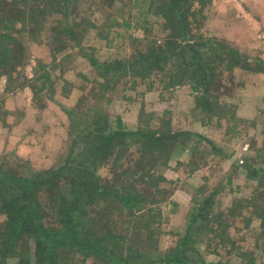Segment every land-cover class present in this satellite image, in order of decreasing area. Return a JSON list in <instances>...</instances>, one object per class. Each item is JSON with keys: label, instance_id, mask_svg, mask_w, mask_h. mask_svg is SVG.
<instances>
[{"label": "rangeland", "instance_id": "obj_1", "mask_svg": "<svg viewBox=\"0 0 264 264\" xmlns=\"http://www.w3.org/2000/svg\"><path fill=\"white\" fill-rule=\"evenodd\" d=\"M5 1L8 0H0V15L6 16L0 25H11L8 17L18 18L16 13L21 7H16L18 11L15 12L4 9ZM59 1L50 10H45V7L43 15L34 18L33 25L30 22L27 24V27L33 26L31 32L22 31L16 35L24 52L21 55L22 64H17L18 67L11 72V85L16 87L21 83L19 90L16 88L13 93L8 92L6 84L3 85L5 81L0 79V102L8 111L0 117V165L24 176L58 167L65 160L71 141L87 122L100 124L105 119L111 129L119 130L116 119L120 117L122 130L135 131L140 123L145 122L157 134L162 121L168 120L171 114L174 118V124L171 125L173 130L168 126L171 132L185 133L191 128V124L186 122L200 120L209 126L199 128L205 135L179 134V139L168 143L165 151L144 152L141 156L135 152V143L130 144L127 151L125 148L119 150V154L125 150L121 155L114 151L112 159L97 170L101 183L121 178L119 183H127L128 187L146 194L149 202L143 203L142 211L130 214L121 208L116 197H107L105 202H97L89 207L88 214L92 220L90 227L97 232L110 230L116 238L121 236V242L114 247L116 254L126 256L142 252L156 260L178 245L190 221L192 209L198 205L193 202L200 203L211 194L212 186H222L224 192L230 191V194L218 198L217 203L213 200L205 205V210L208 208L206 214L212 219L204 221L201 218L192 224V227L203 225L214 230L208 232L206 228H197L191 231L192 238L183 250V256L192 264H198L201 259L206 263L214 260L222 264H264V260L263 263L259 260V250L264 248V187L259 179L249 174L250 166L264 170V116L258 118L263 122L259 125L246 119L240 124L230 121L235 109L227 97L242 83L233 75L234 68L232 71L225 70V62L219 61L218 49H202L210 66L216 70L217 80L223 89H211V94L218 97H208L213 104H219L216 113L203 112L195 105L199 93L190 88L189 82L170 86L164 83L167 79L163 78L162 72L150 74L147 71L145 77H133L125 68L114 71L116 75H109V84H105L108 88L103 89L104 95L100 97L98 83L103 82L104 78L85 54L94 57L99 66L109 62L110 67H115L117 62L122 65V62L131 60L137 50H143L147 39L153 38L159 47L165 48V40L170 32L163 28L164 19L153 13V8L149 9L150 0H67L66 4ZM152 1L157 6L162 0ZM210 3L204 12L208 16V9L213 7L215 13L219 12L220 19L212 20L208 25L211 31L207 28V20L202 25L200 33L207 37L204 40L213 47L221 44L227 50L246 54L251 58L252 70L259 69V58L253 47L240 48L242 46H237L232 40L212 34V29L217 25L229 36L240 38V26L237 25L235 30L233 27L228 29L233 16L229 11H237L239 1L216 0L212 6ZM30 4L36 9L37 3ZM43 6L40 3V7ZM241 8L245 11L243 6ZM234 15L243 18L241 14ZM14 25L21 28L20 23ZM246 26L250 28L248 23ZM68 28H71V35ZM0 31H4L2 26ZM244 38L247 37L244 35ZM181 45L184 46V42ZM114 60L117 62L114 63ZM40 64H44L48 72L49 88L32 98L28 84H40V81H31L39 74ZM146 91L148 97L142 103L141 93ZM140 107L142 109L139 112ZM68 110L74 111L72 117L68 115ZM130 139L129 136L124 140L127 142ZM182 146V161L173 160L174 152L178 153ZM151 196L156 199L150 203ZM42 200L48 202L46 198ZM247 201L254 206H249ZM234 203L241 204L242 208L237 209L233 216L227 211L234 208ZM50 204L49 213L54 220L59 214L53 211ZM216 214L223 215L226 229L216 228L220 220L214 216ZM5 219V214L1 213L0 225ZM48 220L51 221L50 216ZM144 220L151 221L147 240L145 236L148 230H144ZM231 224L244 233L241 236H244L245 242L237 248L234 246V237L230 235ZM141 225L143 228H139ZM218 231L227 233L222 240L218 235L214 236ZM248 233L251 234L249 238ZM209 238L213 240L211 246L207 247L206 240ZM256 244L259 248H256ZM66 249L62 251L61 264H117L106 256L85 258L77 250ZM211 250L220 251L211 253ZM253 256L256 261H253ZM15 261L14 258L8 262Z\"/></svg>", "mask_w": 264, "mask_h": 264}, {"label": "trees", "instance_id": "obj_2", "mask_svg": "<svg viewBox=\"0 0 264 264\" xmlns=\"http://www.w3.org/2000/svg\"><path fill=\"white\" fill-rule=\"evenodd\" d=\"M58 1L8 0L4 2V9H11L13 12L18 11L16 7H21V10L16 13L18 18L8 17V22L11 25L8 23L0 25L4 28V31H0V75L4 74L7 77L6 87L9 82L11 85L12 80L9 77L11 72L15 71L17 64L21 63V55L24 52L16 35L22 31L31 32L33 26L27 27V24L34 23V18L43 15L45 7V10H50L54 6L53 4ZM66 1L60 0L59 2L66 4ZM30 2L37 3L36 9L32 8ZM197 2L199 6H197ZM210 2L211 0H162L156 6L153 5L152 0L149 1V9L153 8V13L164 19L163 28L170 32L165 40V48L159 47L153 38L147 39L145 48L141 51L137 50L128 62H122L121 65L114 60V63H118L115 67H110L109 62L99 66L94 57L85 54L88 56L90 64L95 66L99 70L100 76L104 78L103 82L98 83L99 96L103 97V89L108 88L105 84H109L107 80L109 75H116L114 71L125 68L133 77L138 75L145 77L148 73L162 72L163 78L167 79V82L164 81V83L170 86L189 82L190 88L197 94L199 93V96L195 98V105L203 112L216 113L219 104H213L208 100V97H218V95L211 94V89L215 88L218 91L223 89L220 81L217 80L216 70L210 66L202 49H207V47L213 50L218 49V58L219 61L225 62V70L227 68L232 71L235 67H241V69L252 71V68L250 67L251 58L246 54H241L237 50H227L221 44H218L216 48L204 40L207 37L200 33V30L207 20L204 8ZM40 3H43L44 6L40 7ZM3 18L6 16L0 15V22ZM16 23H20L21 28H16L14 25ZM125 24L130 27L128 22ZM70 29L68 28V30ZM68 33L71 35L72 31L70 30ZM182 42H184V46L181 45ZM10 52H14L10 54L11 57L8 56ZM259 64L257 70L264 71V61L259 59ZM39 69V74L35 78H31V81H40V84L38 86L33 83L28 84L32 98L49 88L50 80L45 65L40 64ZM125 75L127 74L125 73ZM21 85V83L17 84L16 87L19 88ZM12 87L15 88V85ZM229 90L227 89V91ZM212 106L216 108L214 109ZM0 108V117L5 116L8 111L2 107L1 102ZM73 114V110H68L69 116L72 117ZM106 121L104 119L100 124L93 121L84 123L85 127L81 128L80 133L71 141L66 158L58 167L46 168L41 172L24 176L11 172L0 165V214H5L6 217L0 225V264H61L62 251L67 250L66 248L77 250L85 258L87 256L95 258L106 256L107 259L117 264H148L151 262L192 264L188 258L183 256V250L192 238L190 232L197 228L201 230L206 228L208 232L214 230V228L203 225L192 227V224L201 218L204 221L212 219L206 214L208 208L205 210V205L207 206L209 203L208 198L193 207L190 221L175 249L164 253L156 260L142 252H136L135 255H118L114 247L121 242V236L116 238L110 230L97 232L95 228L90 227L92 220L88 214L89 207L97 202H105L107 197H116L121 203V208L126 209L130 214L142 211L143 203L149 202L146 194H141L128 187L127 183H119L121 178L117 177L114 182L101 183L97 170L112 159L114 151L118 154L119 150L121 151L123 148L127 151L130 144L135 143V152L142 156L144 152L165 151L168 143L179 139V134L186 136V133L171 132L166 123L160 124L161 128L157 130L156 134V131L151 130L145 122L144 124L140 123L135 131H125L122 130L120 117L116 119V127L120 128L119 130L111 129ZM129 136L131 139L126 142L124 139ZM139 165L142 167L141 163ZM249 174L259 179L264 187V179L262 181L264 170L253 169L250 166ZM198 190L202 191V188ZM217 190L214 189L211 193L214 194ZM156 191L160 190L157 188ZM153 193L155 195V190ZM151 197L150 203L156 199ZM45 198L48 202L45 200L43 202L42 199ZM247 202L249 206H254L252 202ZM48 203H51L53 211L59 214V217L54 220L53 215L49 213ZM241 208V204L234 203V208L227 212L234 216L237 209ZM254 212L256 214L257 210ZM47 216L51 217V221ZM214 216H218L220 219L216 228L226 229L227 223H225L223 215L216 214ZM150 223L151 221H143L145 232L148 230L145 236L146 240L151 232V228H148ZM143 227L141 225L139 228ZM226 234L220 231L214 236L218 235L222 240ZM212 240L213 238H209L207 247L211 246ZM14 258L15 262H8ZM198 264L222 263L220 261L206 263L201 259Z\"/></svg>", "mask_w": 264, "mask_h": 264}, {"label": "crops", "instance_id": "obj_3", "mask_svg": "<svg viewBox=\"0 0 264 264\" xmlns=\"http://www.w3.org/2000/svg\"><path fill=\"white\" fill-rule=\"evenodd\" d=\"M239 1V5L237 6V11H229L230 13H233L231 15L232 16V23H230V26L228 29H231L233 27V29L235 30V28L237 29V25L240 26V38H234L232 36H229L228 34H226V31H222L219 29V26L216 25V28H213V32L212 34L216 35L217 37H224L225 39H229L232 40V42L237 45V46H242L240 48H244V47H253V51L257 53V56L260 60L264 61V0H238ZM216 2V0H213L210 3V6H212L214 3ZM240 6V8H239ZM241 6L244 7V10L241 8ZM206 13V12H205ZM219 12H214L213 11V7H210L208 9V16H207V28L209 31L210 30V26L208 27V25H210V23H212L213 21H216L218 19H220V16H218ZM234 13L237 15L241 14V16L243 18H236ZM207 15V13H206ZM238 21V22H237ZM239 24H237V23ZM246 23L249 24L250 28H248L246 26ZM242 25V28H241ZM226 28V27H225ZM247 30V31H245ZM237 33V30H236ZM210 35V34H209ZM244 35L247 38H244ZM212 36V35H211ZM241 40H243L242 42H240ZM41 49V48H40ZM246 50V49H245ZM37 57L43 59L42 57H40V55H37ZM45 63V62H43ZM18 67V66H17ZM16 69V67H15ZM233 75L236 77V80H240L242 83L237 86L238 88L234 89L233 93L230 95V97L228 96L227 101L233 103L234 109H235V113L234 115H231V120L230 121H234V122H240L244 119L246 120H250L255 124H262L263 122H260L258 118L264 116V71H250V70H243L241 69V67H235L233 69ZM4 76V77H3ZM234 76L232 79H234ZM6 78L4 74L0 75V79L1 81H6ZM10 80H12V75H10L9 77ZM3 85H5V83H3ZM6 88V85H5ZM18 89V87L13 88L12 85H10V82L8 84L7 87V91L10 93H13L15 89ZM24 88V87H23ZM21 88V89H23ZM16 91V90H15ZM146 94V95H145ZM142 103H144L145 99L148 97V93L146 91V93L144 92V94H142ZM144 98V100H143ZM157 98V97H156ZM147 100V99H146ZM141 107L139 108V112L141 111ZM163 114H165V112H163ZM140 113L138 114L139 117ZM137 117V119H138ZM220 119V118H219ZM239 119V120H237ZM192 123H190L189 121L186 122L188 125L191 124V128L189 130L184 131L186 133V136H193L196 135V133H203L201 135H205L204 132L200 129H204V127H209L207 126V124H205L204 122L200 121V120H192ZM163 124L166 123L168 124V126L174 124V118H172V114L169 115L168 120L163 121ZM221 123H224L223 121ZM205 125V126H204ZM200 128V129H199ZM212 128V127H210ZM172 129V128H171ZM173 130V129H172ZM193 132V134L187 132ZM261 133V132H260ZM223 148V150L225 151V153H227V151L224 149V146H221ZM183 146L182 148L178 151V153L174 152L173 155V160H180L181 158H183L182 154H183ZM216 150H219L218 148ZM231 149L229 150V152L231 153ZM185 157V156H184ZM186 158V157H185ZM182 161V160H180ZM168 163H170L168 161ZM181 164V162H179ZM189 164V162H188ZM194 171V170H193ZM220 186V187H216V186H212V188L210 189V191L212 190H217L216 193L214 194H209L206 198L209 199V202L211 201H215V203H217V199L222 196H227L228 194H230L229 192H224V188ZM196 190V189H195ZM224 192V194L222 193ZM232 192V191H231ZM204 200H202L201 202H203ZM200 202V203H201ZM230 202H232V200L230 199ZM193 203H198L199 202H193ZM230 204V203H228ZM209 217V216H208ZM211 217V216H210ZM232 226V230L230 231V235L232 237H234V246L237 248L239 247L238 245H243L241 243H244L245 241L243 240L244 236H241V233H243V231H239V229H235V227L233 226V224H231ZM220 231L217 232V234ZM222 232V231H221ZM263 233V232H260ZM205 234V233H204ZM233 234V235H232ZM208 235V234H205ZM251 234L248 233V237H250ZM209 239H207L206 241H208ZM219 246H221V244H219ZM224 246V245H223ZM256 248H259V246L256 244ZM220 251V250H218ZM217 250H211V253H218ZM259 260L263 263L264 260V248H261L259 250ZM253 261H256V257L253 256ZM211 262H214V260H212Z\"/></svg>", "mask_w": 264, "mask_h": 264}]
</instances>
